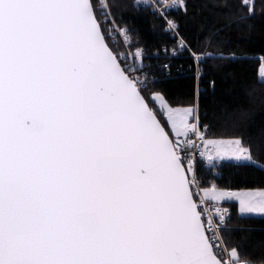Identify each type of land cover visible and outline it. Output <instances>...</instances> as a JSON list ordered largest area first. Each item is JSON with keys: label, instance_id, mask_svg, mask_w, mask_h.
<instances>
[{"label": "snow or ice", "instance_id": "obj_1", "mask_svg": "<svg viewBox=\"0 0 264 264\" xmlns=\"http://www.w3.org/2000/svg\"><path fill=\"white\" fill-rule=\"evenodd\" d=\"M143 3L199 74L172 18L186 0ZM143 57L113 52L93 0H0V264H255L224 241L221 204L264 215V190L198 177L199 163L258 166L251 146L150 89Z\"/></svg>", "mask_w": 264, "mask_h": 264}, {"label": "trees", "instance_id": "obj_2", "mask_svg": "<svg viewBox=\"0 0 264 264\" xmlns=\"http://www.w3.org/2000/svg\"><path fill=\"white\" fill-rule=\"evenodd\" d=\"M99 1L93 0L94 10L106 31V42L118 53V42L104 23ZM186 2V13L174 12L172 18L191 50L204 54L198 78L188 51L169 59L176 42L151 8L137 7L136 0H108L114 21L132 37V49L140 48L146 55L144 64L155 80L150 89L161 91L173 106L198 102L201 124L207 126L210 138L242 137L263 166L220 162L215 169H207L199 164L201 182L233 191L264 190V80L259 77L264 59V0H254L252 15L242 9L241 0ZM221 205L233 210L224 241L238 248L242 257L264 264V218L240 216L236 203Z\"/></svg>", "mask_w": 264, "mask_h": 264}, {"label": "built area", "instance_id": "obj_3", "mask_svg": "<svg viewBox=\"0 0 264 264\" xmlns=\"http://www.w3.org/2000/svg\"><path fill=\"white\" fill-rule=\"evenodd\" d=\"M108 0H100V3L102 4V9H103V11L105 12V14L107 13V14H109L108 16H109V20H113L112 19V16H111V14H110V11H109V5H108ZM136 6L137 7H141V8H151V7H148L147 5H145L144 3H143V0H141V2L138 4L137 3V0H136ZM152 9V8H151ZM153 10V9H152ZM111 26H113V31H112V35H113V37H115L116 38V40H118L119 39V41H118V45H117V50H118V53L119 54H125V55H129V57H130V59H129V62L131 63V54H133L135 51L132 49V37H131V35H130V33L127 31V34H128V36H130L131 37V43H128L127 41H126V38H125V35H124V33H123V31L122 30H124V29H121L120 27H118L116 24H111ZM172 52V51H171ZM171 52L168 54V57H169V59H171V58H174V57H177L179 54H177V55H175V56H173L172 54H171ZM166 53V52H165ZM143 54H144V52H143ZM166 55H167V53H166ZM146 57V55L144 54V57H143V61H142V63H143V65H144V67H143V69H142V71H140L138 74L139 75H141V77L143 78L145 75L149 78V80H153V78L150 76V72H149V70H147V68H146V66H145V64H144V58ZM136 63L137 64H139L140 63V61L139 60H137L136 61ZM165 66V65H164ZM163 66V67H164ZM167 66L169 67V64H167ZM170 75V71H169V68L167 69V76H169ZM196 77L198 78L199 77V74L197 73V69H196ZM155 81V80H154ZM196 104H198V102H196ZM200 164H203V163H200ZM221 207H223V208H227L228 209V212H229V216L228 217H226V223H225V226H224V230L222 231V232H224V231H227L230 227H229V225H230V222H231V220H232V218H233V210L230 208V207H227V206H222L221 205Z\"/></svg>", "mask_w": 264, "mask_h": 264}, {"label": "rangeland", "instance_id": "obj_4", "mask_svg": "<svg viewBox=\"0 0 264 264\" xmlns=\"http://www.w3.org/2000/svg\"><path fill=\"white\" fill-rule=\"evenodd\" d=\"M100 2V1H99ZM108 3V2H107ZM109 5V4H108ZM100 9H101V11H102V15H103V18H104V20H105V12L103 11V9H102V4L100 3ZM109 11H110V8H109ZM110 14H111V11H110ZM111 16H112V14H111ZM112 19L114 20V18H113V16H112ZM108 20H109V16H108ZM109 21H111V20H109ZM106 24H108L109 26H108V30H109V32L112 34V31H113V26H111V23H106ZM115 24H116V22H115ZM117 25V24H116ZM118 26V25H117ZM119 27V26H118ZM113 36V35H112ZM119 41V39L117 40V42ZM262 63H264V59L262 60ZM259 77H260V75H259ZM260 80H264V79H262L261 77H260ZM254 159V158H253ZM255 160V159H254ZM222 162H233V163H237L236 161H233V160H225V161H222ZM255 162H256V165H258V166H260V167H263L259 162H257L256 160H255ZM200 164V163H199ZM198 164V165H199ZM236 191H256V190H236ZM228 202H230V203H236L237 204V206L239 207V205H238V202H236V201H225V202H223L222 204H225V203H228ZM239 213V212H238ZM240 215V214H239ZM241 216V215H240ZM242 217H257V218H264V215H259V214H249V215H247V216H242ZM232 221V220H231ZM231 223V222H230ZM225 232V231H224ZM224 232H222L221 234H222V236H223V233ZM224 238V237H223Z\"/></svg>", "mask_w": 264, "mask_h": 264}, {"label": "water", "instance_id": "obj_5", "mask_svg": "<svg viewBox=\"0 0 264 264\" xmlns=\"http://www.w3.org/2000/svg\"><path fill=\"white\" fill-rule=\"evenodd\" d=\"M107 43V42H106Z\"/></svg>", "mask_w": 264, "mask_h": 264}]
</instances>
